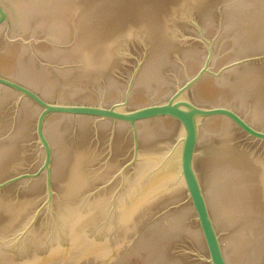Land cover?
<instances>
[{
	"label": "water",
	"instance_id": "95a60500",
	"mask_svg": "<svg viewBox=\"0 0 264 264\" xmlns=\"http://www.w3.org/2000/svg\"><path fill=\"white\" fill-rule=\"evenodd\" d=\"M0 264H264V0H0Z\"/></svg>",
	"mask_w": 264,
	"mask_h": 264
}]
</instances>
